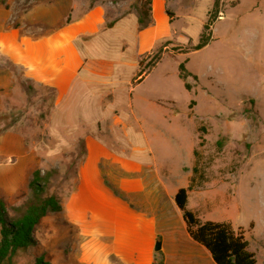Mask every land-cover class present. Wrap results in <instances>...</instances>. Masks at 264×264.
<instances>
[{"label": "rangeland", "instance_id": "374dc122", "mask_svg": "<svg viewBox=\"0 0 264 264\" xmlns=\"http://www.w3.org/2000/svg\"><path fill=\"white\" fill-rule=\"evenodd\" d=\"M44 1L0 0V28L33 34L68 20L48 18L40 10L52 5ZM119 1L127 11L141 6V1ZM221 1L210 41L192 50L212 0H168L176 16L173 34L136 66L113 67L118 72L110 80L81 85L83 97L72 105L73 121L56 106L50 87L28 79L0 51V203L8 215L31 197L28 184L36 169L50 172L43 195L61 201L72 187L84 136L97 134L120 152L143 148L170 192L186 187L193 176L187 208L201 220L229 222L248 242L255 264H264V0ZM92 2L54 5L82 13ZM158 47L160 60L136 83L139 68L149 64ZM181 62L190 72L185 80L189 90L178 75ZM84 111L92 112L77 121ZM163 203L171 217L175 205ZM174 232L165 231L164 240L174 259L168 261L177 264L174 253L184 244L168 236ZM34 239L15 264H31L39 256L49 264H94L83 255L82 237L59 212L42 218ZM208 257L203 264H214Z\"/></svg>", "mask_w": 264, "mask_h": 264}, {"label": "crops", "instance_id": "0c3cea01", "mask_svg": "<svg viewBox=\"0 0 264 264\" xmlns=\"http://www.w3.org/2000/svg\"><path fill=\"white\" fill-rule=\"evenodd\" d=\"M56 1L61 0H46L52 6L43 4L40 11L48 18L68 20L56 27L41 26L33 34L13 26L1 27L0 51L21 67L28 79L53 89L56 106L67 114V121L74 119L71 109L75 99L83 97L81 85L93 79L110 80L118 72L113 67L136 66L140 57L175 30L171 21L176 16L168 9V0H151L150 22L143 28L138 23V7L124 10L119 0H93L82 13L70 6L60 11ZM88 112L77 121L87 120ZM111 145L97 134L84 136L72 187L61 200V219L82 237L83 255L94 264H172L168 261L171 249L164 240L165 231L171 229L175 232L168 236L176 245L184 244L174 253L177 264L208 262V251L190 237L174 203L179 187L172 192L166 189L143 148L126 153ZM163 201L175 205L171 217ZM157 241L159 250H155Z\"/></svg>", "mask_w": 264, "mask_h": 264}, {"label": "trees", "instance_id": "16d2710c", "mask_svg": "<svg viewBox=\"0 0 264 264\" xmlns=\"http://www.w3.org/2000/svg\"><path fill=\"white\" fill-rule=\"evenodd\" d=\"M150 3L151 0L141 1L138 13V23L141 28L150 22L148 18ZM221 5V0H212L207 20L192 50H198L210 41L212 26L219 17ZM166 13L172 19V12L167 9ZM161 52L162 48L158 47L148 61L149 64L139 68L135 78L136 83L140 82L143 76L160 60ZM178 75L184 81L185 88L189 90L190 85L185 80L190 72L184 67L183 62L178 64ZM193 77L196 78L195 75ZM192 170H196L195 167ZM49 178L50 172L41 173L39 169L34 170L28 184L31 197L26 200L23 207H14L13 215H8L6 207L2 202L0 203V264H15L19 253L34 245V230L42 218L49 212L62 210L59 198L53 194L43 195ZM192 179L193 176H190L188 185L179 187L173 197L176 207L181 211L190 237L208 251L215 264H255L256 259L254 254L248 250V242L241 233L233 229L229 222L201 220L195 212L187 208L188 190L191 188ZM31 264L49 263L44 260L43 256H39Z\"/></svg>", "mask_w": 264, "mask_h": 264}, {"label": "water", "instance_id": "95a60500", "mask_svg": "<svg viewBox=\"0 0 264 264\" xmlns=\"http://www.w3.org/2000/svg\"><path fill=\"white\" fill-rule=\"evenodd\" d=\"M159 249H160V242L157 241V242H156V245H155V250H159Z\"/></svg>", "mask_w": 264, "mask_h": 264}]
</instances>
